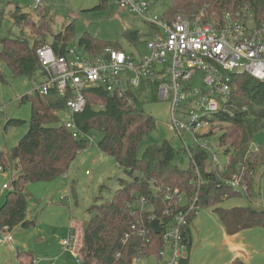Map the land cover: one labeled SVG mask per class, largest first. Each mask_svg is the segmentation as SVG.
<instances>
[{"label": "trees", "instance_id": "1", "mask_svg": "<svg viewBox=\"0 0 264 264\" xmlns=\"http://www.w3.org/2000/svg\"><path fill=\"white\" fill-rule=\"evenodd\" d=\"M165 1L169 7L164 12L172 18H198L214 25L226 13H234L246 4L254 19L264 20V0ZM107 2L100 0L94 10H103ZM158 3L159 8L164 7L163 2ZM39 15L38 20L33 21L27 14L14 12L12 23L19 28L20 37H0V82H4L3 67L13 75H24L33 82L37 75L42 77L36 51L43 45H48L56 57L66 55L70 42L93 57L101 55L107 48L120 49L118 42L100 40L89 34L74 40L72 23L48 41L53 19L48 16L47 9L40 10ZM4 16L0 0V27ZM122 37L135 44L139 41L137 31L133 30L126 31ZM233 81L236 90L227 102V110L219 111L210 119L213 124L214 121L227 123L225 126L218 124L223 131L219 145L229 155L222 171L217 166L212 171L204 169L206 161H210L211 151L196 143L191 148H184L189 156L186 170L174 164L178 151L167 141L148 146L138 157L142 139L155 128L153 118L144 111L145 102L156 101L153 90L148 94L143 90L129 91L120 97L97 84L85 91L86 106L74 115L73 121L83 134L94 136L95 132L100 135L98 146L113 158L129 181L119 180V189L109 201L89 209L91 217L81 227L80 264H133L135 260L151 256L160 261L159 253L164 250V245L161 235L153 233L151 222L156 221L162 227L166 225L169 218L163 216L165 209L186 214L183 238L187 251L192 243L189 226L195 215L205 208L212 209L227 237L254 227L264 228V211L218 207L224 200L240 195L241 191L248 196L256 167L264 166V151L259 148L253 153L250 148L254 135L264 129V82L253 81L246 75H235ZM20 101L30 104V117L28 130L18 144L10 151H0V170L11 168L16 174L0 206V231L34 226L35 220L27 218L29 193L26 186L51 182L63 176L77 155L88 146L86 139H74L61 123L59 115L65 112V100L54 89L46 96L33 90ZM5 121L4 129L22 123L17 119ZM235 175L241 179L238 189L226 185ZM154 188L163 192H154ZM166 189L181 193L185 205L170 206L164 200ZM141 198L147 205L140 211L135 203ZM142 228L146 229L143 235L140 234ZM178 264H188L187 256ZM231 264L244 263L236 259Z\"/></svg>", "mask_w": 264, "mask_h": 264}, {"label": "rangeland", "instance_id": "2", "mask_svg": "<svg viewBox=\"0 0 264 264\" xmlns=\"http://www.w3.org/2000/svg\"><path fill=\"white\" fill-rule=\"evenodd\" d=\"M160 2L164 3V7L158 8V13L169 7L168 1ZM107 3L103 10L95 11L100 0H2L5 16L0 27V37H20L19 28L12 23L14 12L27 14L33 21H37L40 10L47 9L48 16L53 19L48 41H51L53 34L61 32L72 23L74 40L89 34L100 40L118 42L125 52L135 56L146 53L145 42L155 36V30L111 2ZM129 30L137 31V45H128V41L122 37ZM74 45L77 46L70 42L68 48L73 49ZM74 50L77 55H86L82 48ZM66 58L72 61V55L67 54ZM2 71L4 82H0V151L6 152L14 148L28 130L30 104L21 102L20 98L35 90L43 77L37 75L36 83L24 75H13L6 67ZM144 111L153 118L155 128L142 139L138 157L148 146L167 141L178 151L174 164L182 170L188 169L189 156L184 148L194 146L193 138L185 134L180 138L168 130L169 103L148 100ZM59 118L61 123L66 121L64 114H60ZM5 119H17L22 123L18 126L8 125L4 129ZM214 122L213 127L199 130L201 135L207 132L211 134L205 138L198 136V144L202 146L206 141L211 153L217 158L218 170L222 171L229 155L219 145L218 139L223 131L218 124L225 126L227 123ZM93 134V143L88 142V146L77 155L66 174L51 182H36L26 186L29 193L27 218L34 219L35 224L28 229L14 228L9 232L13 241L11 244L0 245V264H80L81 227L91 217L89 209L109 201L119 189V180L129 181L115 165L113 158L98 146L100 135L95 132ZM250 148L256 151L261 148L264 151V129L254 135ZM204 169L212 171L215 165L206 161ZM15 177V171L11 168L0 171V206ZM4 185L7 189L3 188ZM218 207L226 210L250 208L264 211V166L256 167L248 196L241 191L240 195L224 200ZM74 225L78 229V238L66 249L62 241L67 238L70 226ZM189 229L192 243L186 253L188 264H231L236 259L244 264H264V228L254 227L227 237L212 209L205 208L195 215ZM158 262L156 257L151 256L134 264Z\"/></svg>", "mask_w": 264, "mask_h": 264}, {"label": "built area", "instance_id": "3", "mask_svg": "<svg viewBox=\"0 0 264 264\" xmlns=\"http://www.w3.org/2000/svg\"><path fill=\"white\" fill-rule=\"evenodd\" d=\"M107 1L155 30V36L145 42L146 53L135 56L120 47L104 49L101 55L93 57L82 48L86 55L80 56L74 50L79 47L74 45L66 53L72 55L69 62L66 55L56 57L48 45L36 51L43 80L34 91L46 96L54 89L65 100L63 124L74 139L93 143V137L80 132L73 121L74 115L85 108V91L92 85H101L120 97L129 91L143 90L148 94L153 90L156 101L170 105L168 130L180 138L184 134L191 136L198 144V136L211 133L201 135L199 130L213 127L211 117L227 110V102L236 90L235 75L264 82V20L254 19L246 4L211 25L198 18H172L165 12L158 13L160 0ZM128 45L137 43L128 42ZM200 147L210 151L206 141ZM256 150L252 149L253 153ZM210 161L217 166L212 153ZM240 184L241 179L236 175L226 182L234 189ZM3 188L7 189L5 185ZM154 192L163 191L154 188ZM164 200L170 206L185 205L183 195L169 189L164 191ZM135 205L141 211L147 201L141 198ZM163 216L169 222L159 226L164 250L159 253L158 264H178L188 252L183 238L186 214L165 209ZM1 232L0 245L11 244L10 231ZM140 232L143 235L146 229ZM75 242L76 237L70 231L62 246L69 249Z\"/></svg>", "mask_w": 264, "mask_h": 264}, {"label": "water", "instance_id": "4", "mask_svg": "<svg viewBox=\"0 0 264 264\" xmlns=\"http://www.w3.org/2000/svg\"><path fill=\"white\" fill-rule=\"evenodd\" d=\"M151 227L155 235H159L161 233V228L159 227L156 221L151 222Z\"/></svg>", "mask_w": 264, "mask_h": 264}, {"label": "crops", "instance_id": "5", "mask_svg": "<svg viewBox=\"0 0 264 264\" xmlns=\"http://www.w3.org/2000/svg\"><path fill=\"white\" fill-rule=\"evenodd\" d=\"M69 230L75 235L76 238H78V229L76 228V225L70 226ZM69 231V232H70ZM80 231V230H79ZM13 241V240H12ZM12 243V242H11Z\"/></svg>", "mask_w": 264, "mask_h": 264}]
</instances>
